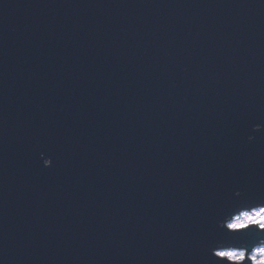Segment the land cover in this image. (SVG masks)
Here are the masks:
<instances>
[{"label":"water","instance_id":"water-1","mask_svg":"<svg viewBox=\"0 0 264 264\" xmlns=\"http://www.w3.org/2000/svg\"><path fill=\"white\" fill-rule=\"evenodd\" d=\"M258 207L264 0H0V264H251Z\"/></svg>","mask_w":264,"mask_h":264},{"label":"clouds","instance_id":"clouds-1","mask_svg":"<svg viewBox=\"0 0 264 264\" xmlns=\"http://www.w3.org/2000/svg\"><path fill=\"white\" fill-rule=\"evenodd\" d=\"M249 226L264 230V207H258L251 213L241 215L232 225L234 230L246 229ZM219 257H226L231 264H243L246 256L245 251L229 250L217 254ZM251 264H264V247H258L248 256Z\"/></svg>","mask_w":264,"mask_h":264},{"label":"rangeland","instance_id":"rangeland-1","mask_svg":"<svg viewBox=\"0 0 264 264\" xmlns=\"http://www.w3.org/2000/svg\"><path fill=\"white\" fill-rule=\"evenodd\" d=\"M253 210H251V211H245V212H241V213H239V214H237V215H235L233 218H231L228 222H227V226L230 228V229H233L232 228V225L235 223V221L237 220V218H239L241 215H243V214H245V213H251ZM234 230V229H233ZM262 247H264V246H262ZM258 248V247H257ZM256 249V248H255ZM229 250H233V249H224V250H219V251H216V253H221V252H226V251H229ZM235 250H237V249H235ZM254 250V249H253ZM252 250V251H253ZM237 251H242V250H237ZM252 251H251V253H252ZM250 253V254H251ZM249 254V255H250Z\"/></svg>","mask_w":264,"mask_h":264},{"label":"snow or ice","instance_id":"snow-or-ice-1","mask_svg":"<svg viewBox=\"0 0 264 264\" xmlns=\"http://www.w3.org/2000/svg\"><path fill=\"white\" fill-rule=\"evenodd\" d=\"M237 195H240V193H239V192H237Z\"/></svg>","mask_w":264,"mask_h":264}]
</instances>
